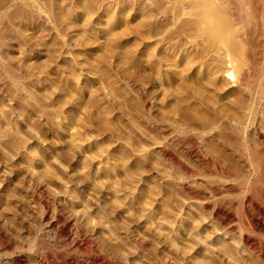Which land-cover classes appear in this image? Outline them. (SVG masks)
Returning <instances> with one entry per match:
<instances>
[{"label":"rangeland","instance_id":"rangeland-1","mask_svg":"<svg viewBox=\"0 0 264 264\" xmlns=\"http://www.w3.org/2000/svg\"><path fill=\"white\" fill-rule=\"evenodd\" d=\"M182 1L0 0V166H39L38 178L58 189L67 166L99 185L145 161L178 177L149 140L190 158L162 137L151 111L183 116L192 130L208 107L231 111L215 73L227 53L264 68V0ZM183 146L191 147L188 135ZM176 248L193 251L177 232Z\"/></svg>","mask_w":264,"mask_h":264},{"label":"bare ground","instance_id":"bare-ground-1","mask_svg":"<svg viewBox=\"0 0 264 264\" xmlns=\"http://www.w3.org/2000/svg\"><path fill=\"white\" fill-rule=\"evenodd\" d=\"M221 61L216 87L230 112L208 107L190 130L183 116L151 111L162 137L194 162L149 140L178 177L145 161L99 185L67 166L58 189L38 178L39 166H0V264H264V68L246 54ZM134 89L149 105L144 89ZM204 137L216 150L201 147ZM176 232L193 251L176 248Z\"/></svg>","mask_w":264,"mask_h":264}]
</instances>
